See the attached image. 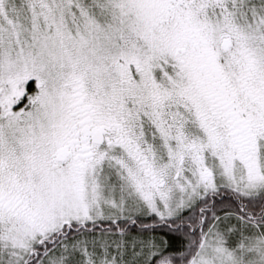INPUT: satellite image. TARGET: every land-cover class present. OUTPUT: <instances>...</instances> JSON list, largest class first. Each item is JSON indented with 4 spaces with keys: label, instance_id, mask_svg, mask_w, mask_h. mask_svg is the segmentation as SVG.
I'll list each match as a JSON object with an SVG mask.
<instances>
[{
    "label": "snow or ice",
    "instance_id": "obj_1",
    "mask_svg": "<svg viewBox=\"0 0 264 264\" xmlns=\"http://www.w3.org/2000/svg\"><path fill=\"white\" fill-rule=\"evenodd\" d=\"M0 264H264V0H0Z\"/></svg>",
    "mask_w": 264,
    "mask_h": 264
}]
</instances>
